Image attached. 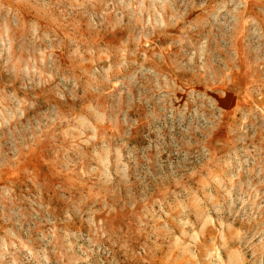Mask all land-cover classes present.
Returning a JSON list of instances; mask_svg holds the SVG:
<instances>
[{
    "label": "rangeland",
    "instance_id": "374dc122",
    "mask_svg": "<svg viewBox=\"0 0 264 264\" xmlns=\"http://www.w3.org/2000/svg\"><path fill=\"white\" fill-rule=\"evenodd\" d=\"M0 264H264V0H0Z\"/></svg>",
    "mask_w": 264,
    "mask_h": 264
}]
</instances>
